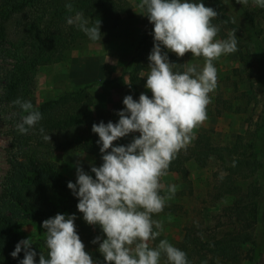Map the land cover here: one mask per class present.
<instances>
[{
  "label": "trees",
  "instance_id": "obj_1",
  "mask_svg": "<svg viewBox=\"0 0 264 264\" xmlns=\"http://www.w3.org/2000/svg\"><path fill=\"white\" fill-rule=\"evenodd\" d=\"M196 2H203L219 13L212 21L219 27L217 37L225 39L230 32H235L238 54L254 88L250 94L242 92V95L248 96L249 102L264 101V41L262 29L256 28L259 12L243 7H233V10L228 0L227 3L225 0ZM66 3L72 4V12H68ZM129 6L128 0H0V119L9 137L8 168L0 182V264H19L24 258L23 251L16 258L10 255L22 239L23 222H43L57 213H75L78 220L83 218L77 209L78 198L67 187L72 179L63 174L55 156L58 151L85 152L92 154L101 165L100 145L96 143L99 137L90 127L104 120L95 113L90 86L67 90L39 103L34 95L35 77L40 66L59 62L67 51L92 41L75 25L67 24L69 16L81 12L90 17L91 26L96 17L120 18ZM109 29L100 26L103 39L112 37ZM152 30L139 38L128 63L130 95L137 100V85L146 82L141 72L148 68V55L153 48ZM168 56L176 63L175 70H184V56L178 58L172 52ZM17 98L30 101L33 109L42 113L41 121L27 134H21L16 128L21 116L27 114L12 103ZM219 104L218 114L224 108H233L228 99L220 98ZM41 127L51 140L43 139ZM116 144H122V138L114 141ZM213 159L219 162L223 172L217 174V196L235 197L223 209L227 223L234 227L203 238L192 226L180 250L186 253L190 264H202L207 258L209 264L238 263L244 259L249 264H264V108L249 133L238 135L231 144H216L208 133H199L186 150L178 153L167 172L176 171L188 180L189 163L203 168ZM77 233L85 251L99 264H105L98 251L99 244L92 243L97 235H83L79 230ZM32 248L37 252L35 260L39 264L40 252L47 256L46 239L33 242Z\"/></svg>",
  "mask_w": 264,
  "mask_h": 264
},
{
  "label": "clouds",
  "instance_id": "obj_2",
  "mask_svg": "<svg viewBox=\"0 0 264 264\" xmlns=\"http://www.w3.org/2000/svg\"><path fill=\"white\" fill-rule=\"evenodd\" d=\"M247 6L249 0H236ZM227 3V0H225ZM264 8V0H253ZM73 11L71 3L65 5ZM146 16L153 30V48L148 55L149 72L145 88L152 96L141 92L138 100L132 95L123 98L124 108L117 111L118 121L93 123L92 132L98 134L97 144L102 154L100 166H90L86 172L81 164L85 154L75 164L76 180L67 187L78 198L77 209L84 221L99 226L104 237L96 236L92 243L99 244L98 251L105 264H160L166 257L167 264H190L184 251L168 242H153L163 232V222L153 219L161 213L168 200L177 192L176 185L168 186L166 195L161 178L166 176L171 162L181 150H186L195 138L194 129L207 119L206 108L211 102L209 93L217 87V69L214 61L222 55L238 50L235 32L227 39H216L219 27L212 23L218 12L196 0H139L135 10ZM68 25H75L92 41H101V21L89 25L81 12L67 18ZM177 57L191 53L203 57L204 66L187 64L183 71L175 70L176 63L168 53ZM131 87V83L125 82ZM26 115L16 125L21 134H27L42 117L30 101L17 98L12 102ZM45 141L51 140L44 129H39ZM127 145L116 144L129 134ZM76 214L57 213L42 222L45 232L47 256L39 254V264H99L85 251L77 233ZM33 240L21 239L10 253L13 258L23 251L19 264H36L37 252Z\"/></svg>",
  "mask_w": 264,
  "mask_h": 264
},
{
  "label": "rangeland",
  "instance_id": "obj_3",
  "mask_svg": "<svg viewBox=\"0 0 264 264\" xmlns=\"http://www.w3.org/2000/svg\"><path fill=\"white\" fill-rule=\"evenodd\" d=\"M129 8L122 12L118 19L94 18L101 21V26L110 28L113 32L110 39L101 41H91L85 46L77 47L67 51L64 59L59 62H51L40 66L36 75L34 95L37 102L54 98L63 92L76 89L81 86H90L93 93L96 106L94 110L98 118L104 121L118 120L116 114L118 110L124 108L123 98L130 94L131 87L125 82L131 83L129 75L131 72V57L139 38L147 30L153 28L146 16L138 14L136 6L139 0H128ZM231 7H243L251 12H259L256 17V28L262 29L261 37L264 41V8H260L249 0L247 6H243L236 0H228ZM234 10V9H233ZM83 18L90 21V17L83 15ZM228 36L225 38L227 39ZM216 39H223L216 37ZM175 54V53H174ZM185 65L196 64L198 70L204 66L203 57H193L191 53H186ZM175 63V62H174ZM217 69V87L214 92L209 93L211 102L206 108L207 119L194 129L195 137L199 133H208L216 144H231L240 134H248L263 110L264 101H248V96L242 95V92L250 94L253 87L250 85L248 69L241 61L238 51L222 55L214 61ZM149 68L141 72V76L146 77ZM254 77L256 76L253 75ZM253 77V78H254ZM236 81V84L234 83ZM145 84L138 83V98L141 92L152 96L150 90L146 89ZM228 99L232 103L231 110L224 108L221 114H218L219 99ZM236 108H240L237 111ZM252 120L253 124H250ZM92 126L90 127V130ZM5 127L0 119V182L8 168L6 161V148L9 144V137L4 133ZM92 131V130H91ZM139 133L129 134L122 138V144L131 142L133 136ZM192 142V141H191ZM85 154L81 164L86 172L91 173L90 166H100L92 154L77 152L67 154L56 152V160L61 166L63 174L76 180L75 164L78 157L76 155ZM189 179L185 180L181 175L174 172L161 178L164 188L161 195H166L168 186L176 185L177 192L167 201L164 210L159 214H154L153 219L163 222V232L153 242L154 247L161 239H167L170 244L181 248L184 236L188 228L192 226L199 230L203 238L212 235L222 234L228 229L234 227L227 223L223 215L225 206L230 205L234 196H217L218 175L223 173L218 161L214 159L205 167L201 168L194 163H189ZM251 181V180H250ZM66 214L67 213H62ZM76 230L83 235L96 234L104 237L99 226H91L84 219L74 221ZM42 222L27 221L21 224L22 239L31 238L33 242L45 240V232L42 228ZM220 260V259H219ZM220 263V261H217ZM114 264V262H113ZM160 264H167L166 257H161ZM202 264H209L208 258L204 259ZM221 264H249L248 259L238 263L222 262Z\"/></svg>",
  "mask_w": 264,
  "mask_h": 264
}]
</instances>
